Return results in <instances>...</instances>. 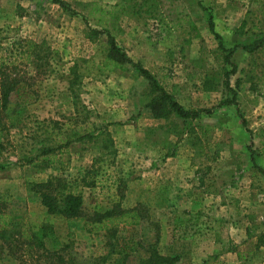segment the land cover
Returning <instances> with one entry per match:
<instances>
[{"label": "rangeland", "instance_id": "obj_1", "mask_svg": "<svg viewBox=\"0 0 264 264\" xmlns=\"http://www.w3.org/2000/svg\"><path fill=\"white\" fill-rule=\"evenodd\" d=\"M62 1L73 13L52 0H0V57L23 53L12 62L33 78V97L21 104L13 94L0 116V191L17 225L0 241L4 264H140L149 245L184 264H264V178L253 164L264 168V49L247 53L253 36L238 32L243 19L246 29L264 28V0H126L118 19L111 0ZM89 29L101 33L91 40ZM108 31L199 116L154 118L153 92L131 63L105 67ZM229 63L236 70L226 87ZM233 93L235 104H225ZM87 133L95 138L78 139ZM96 158L108 171L102 186L82 188L83 213L120 201L141 208L137 225L91 234L84 217L47 214L29 190L49 176L83 177ZM21 219L32 233L53 226L45 250L18 236Z\"/></svg>", "mask_w": 264, "mask_h": 264}, {"label": "trees", "instance_id": "obj_2", "mask_svg": "<svg viewBox=\"0 0 264 264\" xmlns=\"http://www.w3.org/2000/svg\"><path fill=\"white\" fill-rule=\"evenodd\" d=\"M114 1L111 7L110 13L114 14L113 17L118 19L121 15H126V0H111ZM53 3L58 4L65 11L73 13L72 9L62 0H52ZM248 25L247 19H243L238 27V32L241 33L245 30L253 36L252 42L242 47L249 54H253L260 49H264V28L253 25L251 28L246 29ZM7 27V26H6ZM8 28V27H7ZM209 28L214 34L216 40H218L219 48H223L221 37L214 31L213 24L209 22ZM101 29V28H100ZM101 33L99 29H89V38L94 40ZM107 45L109 47L108 55L106 58V65L109 70L112 68L119 69L122 71H128L125 64L131 63L132 69L146 80L153 92V96L147 108L149 109L152 116L156 119H167L170 116L182 119L183 121L192 120L199 116V113L192 112L185 109L180 105L172 95L165 91V89L158 83V81L150 74V72L138 63H133L127 57L126 53L120 49L115 43L114 38L110 32H106ZM29 50H35V44H28ZM30 52V51H29ZM232 51L228 52L227 61ZM23 53H17L15 56H21ZM14 53L5 52L0 57V116L2 113L7 111L13 94H17L18 100L21 104H25L29 99L33 97V94L27 91V87L30 85L32 77L28 76L25 72H20L16 68L12 59ZM231 70L226 72L225 75V86L229 87V76L235 73L236 65L229 63ZM76 65L69 67L70 73L75 72ZM236 94L233 93L231 100L225 101L227 105L235 104ZM2 121L0 120V125ZM242 124L245 125V121L242 119ZM179 135V133H178ZM95 138L90 134L80 135L78 139ZM251 147V144L249 145ZM250 147L248 149H250ZM2 145H0V150ZM251 150V149H250ZM52 149H44L41 154L43 161L46 162L49 159L46 157L47 154L52 153ZM251 159L253 153H251ZM32 164V160L27 162ZM257 170L264 178V168L259 167L255 161L253 162ZM5 165L0 164V172L5 169ZM108 171V167L102 165V159H93L92 166L85 172L83 177L72 178L69 176H49L44 181L29 183L30 191L40 196L41 205L45 208L47 214L60 215L66 219H75L84 217L85 230L91 234H98L100 232L110 233L116 232L119 227H130L137 225L142 217L141 208L136 206L131 209H124L121 207L120 201L116 202L113 207L103 212H94L91 215H85L83 213V195L82 188L94 190L97 186L104 184V174ZM118 191L119 200L123 199V194L119 191L121 188V180L115 182ZM10 202V196L6 192L0 191V241L7 242L8 231L13 230L17 227L14 218L7 213V205ZM18 236L28 245L29 249L36 247L37 249L45 250L42 239L53 237L54 229L51 224L43 223L37 230L36 233L28 232V226L24 219H21V223L18 225ZM40 236V237H39ZM3 243H0V264L3 262ZM47 257L59 256L56 251L45 252ZM58 261L62 262V258L58 257ZM63 263V262H62ZM61 263V264H62ZM140 264H184L179 256H164L161 255L155 248L154 245H149L147 256L143 258ZM33 264V263H32ZM34 264H39V260L34 261Z\"/></svg>", "mask_w": 264, "mask_h": 264}, {"label": "crops", "instance_id": "obj_3", "mask_svg": "<svg viewBox=\"0 0 264 264\" xmlns=\"http://www.w3.org/2000/svg\"><path fill=\"white\" fill-rule=\"evenodd\" d=\"M42 225V224H41ZM54 229V228H53ZM54 235H55V229H54ZM40 237V236H39ZM47 239V238H44V240Z\"/></svg>", "mask_w": 264, "mask_h": 264}]
</instances>
